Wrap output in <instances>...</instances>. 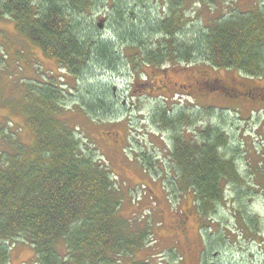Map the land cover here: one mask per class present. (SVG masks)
I'll use <instances>...</instances> for the list:
<instances>
[{
    "label": "trees",
    "instance_id": "trees-1",
    "mask_svg": "<svg viewBox=\"0 0 264 264\" xmlns=\"http://www.w3.org/2000/svg\"><path fill=\"white\" fill-rule=\"evenodd\" d=\"M170 1V14L161 18L125 0H0V19L13 21L22 38L76 80L96 66L118 72L126 65L134 74L145 67L197 62L264 77V0L202 28L181 18L185 0ZM97 10H107L117 41L96 34ZM4 56L0 48V71ZM36 82L25 84L22 98L11 102L35 143L16 141L13 150H0V264H7L11 247L22 242L34 247L35 264H118L123 257H132L128 264H153L136 258L151 231L121 214L122 197L111 172L61 116L65 89L56 79ZM105 95L87 88L81 96L88 110L101 112L111 110ZM156 108L153 121L172 134L175 183L194 190L202 216L223 201L225 180L239 189L244 176L235 156L223 151L227 141L220 129L208 127L188 139L181 132L193 121L188 112Z\"/></svg>",
    "mask_w": 264,
    "mask_h": 264
},
{
    "label": "rangeland",
    "instance_id": "rangeland-1",
    "mask_svg": "<svg viewBox=\"0 0 264 264\" xmlns=\"http://www.w3.org/2000/svg\"><path fill=\"white\" fill-rule=\"evenodd\" d=\"M254 1L257 0H233L234 4L231 5L226 3L228 0H185L180 15L189 26L202 28L210 20L229 15L234 10H249ZM125 2H135L134 5L144 7L143 13L146 15L164 18L171 12L170 0ZM261 3L263 5L264 1ZM105 12L107 10L93 12L95 24L103 23V28L98 29L96 34L104 40L117 41L116 29L108 21L102 20ZM159 37L155 35L153 38L157 41ZM0 48L5 55L0 71V150H13L16 141L29 145L35 143L33 132L11 102L22 98L25 84L56 79L66 91L61 116L75 129L84 147L94 151L97 160L111 172L115 188L122 197L121 214L136 227L142 226L151 231V239L144 249L136 253V258L147 259L153 264H179L180 254L176 250L173 233L180 217H183L193 227H197L200 220L204 227L223 228L234 233L237 236L235 264H264V243H261L264 240L262 106L235 103L223 96L218 97L219 93L211 94L207 99L197 97L190 102L188 113L193 121L181 132L188 139H194L208 127L220 129L227 141L223 151L235 156L236 165L245 179L241 188L237 189L236 201H220L201 216L198 212L201 202L197 200L194 190L184 191L175 183L177 176L172 161V134L153 121L156 103L146 97H134L129 91L134 79L151 74L152 66L134 74L126 65L121 66L118 72L96 66L76 80L64 73L65 70L56 60L45 57L36 46L22 38L14 22L9 19H0ZM195 66L224 79L228 74H234L220 72L202 62H197ZM197 69L194 68V71ZM170 76L174 78L172 74ZM77 85L80 89H77ZM87 88L96 92L101 90L104 95L106 90L105 96L110 98L111 110H88L81 96L87 92ZM124 101L125 105L122 104ZM134 101L135 105L131 103ZM174 102L177 104H170L167 108L170 114L182 108L181 102ZM109 135L112 137L109 138ZM226 190L229 196L230 188ZM203 233L208 238V232L203 229ZM253 235H257L255 240L249 238ZM123 258L118 264H128L132 257ZM24 259H30L29 264H35L34 247L27 242L14 244L7 264H28L27 261L22 262Z\"/></svg>",
    "mask_w": 264,
    "mask_h": 264
},
{
    "label": "flooded vegetation",
    "instance_id": "flooded-vegetation-1",
    "mask_svg": "<svg viewBox=\"0 0 264 264\" xmlns=\"http://www.w3.org/2000/svg\"><path fill=\"white\" fill-rule=\"evenodd\" d=\"M102 20L105 21L106 18ZM100 23L103 28V23ZM195 64H164L153 67L151 74L145 75L142 79H134L129 91L139 99L146 97L147 100L155 102V106L158 107L169 108L170 104L173 106L177 104L174 101L178 100L182 106L178 111L180 113L188 112L191 107L190 102H193L194 98L207 99L211 94L216 93H219L218 97L223 96L226 100L246 103L250 106H262L264 110V77L252 78L233 70L215 69L220 72L234 73L228 74L227 79H224L210 75L205 69L200 70ZM193 66L198 69L194 71ZM131 103L135 105V101ZM122 104L125 105L126 101ZM110 137L112 135H109ZM226 157L230 158L231 155L226 154ZM224 187L230 188L231 194L227 196V190H225L223 201L226 199L236 201L237 189L229 185L227 180ZM204 226L200 220L197 227L190 226L183 217H180L179 224L173 233L175 247L180 254L179 264H235L237 236L223 228L212 229ZM203 229L208 232V238L203 233ZM256 236L249 238L255 240ZM261 241L263 244L264 240Z\"/></svg>",
    "mask_w": 264,
    "mask_h": 264
},
{
    "label": "crops",
    "instance_id": "crops-1",
    "mask_svg": "<svg viewBox=\"0 0 264 264\" xmlns=\"http://www.w3.org/2000/svg\"><path fill=\"white\" fill-rule=\"evenodd\" d=\"M23 261H27L28 264H29L30 259H24V260H22V262H23ZM30 264H32V263H30Z\"/></svg>",
    "mask_w": 264,
    "mask_h": 264
},
{
    "label": "water",
    "instance_id": "water-1",
    "mask_svg": "<svg viewBox=\"0 0 264 264\" xmlns=\"http://www.w3.org/2000/svg\"><path fill=\"white\" fill-rule=\"evenodd\" d=\"M99 27H100V28L102 27V24H101V23L99 24Z\"/></svg>",
    "mask_w": 264,
    "mask_h": 264
}]
</instances>
